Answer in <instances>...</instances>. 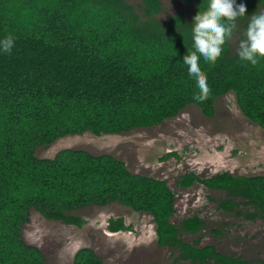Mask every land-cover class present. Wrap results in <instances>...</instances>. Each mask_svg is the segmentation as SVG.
<instances>
[{
    "label": "trees",
    "instance_id": "1",
    "mask_svg": "<svg viewBox=\"0 0 264 264\" xmlns=\"http://www.w3.org/2000/svg\"><path fill=\"white\" fill-rule=\"evenodd\" d=\"M182 1L181 13L159 18L162 0H0V39L14 40L10 52L0 51V264H47L42 250L23 237L32 208L82 226L76 210L115 201L153 216L158 244L178 250L174 264L249 263L183 238L206 223L198 214L173 221L176 192L167 179L135 173L110 153L67 147L53 157L36 154L69 134L159 125L191 104L213 117L218 97L230 92L244 115L264 128V57L254 65L241 61L231 42L236 32L242 38L247 18L238 19L214 64L201 61L209 92L197 103L200 93L182 59L191 22L208 4ZM241 2L248 15L264 10V0ZM195 183L223 192L220 209L264 220V174L226 170L202 177L188 171L176 179L183 189ZM129 227L123 217L109 221L111 231ZM72 264L103 260L82 247Z\"/></svg>",
    "mask_w": 264,
    "mask_h": 264
},
{
    "label": "rangeland",
    "instance_id": "2",
    "mask_svg": "<svg viewBox=\"0 0 264 264\" xmlns=\"http://www.w3.org/2000/svg\"><path fill=\"white\" fill-rule=\"evenodd\" d=\"M162 2L164 11L159 18L181 13L186 8L182 0ZM239 39L241 36L236 32L231 39L234 50ZM67 147L96 155L110 153L135 173L167 179L176 192L173 221L178 223L186 216L198 214L206 223L197 233L184 232L186 241L214 244L219 251L246 259L248 264H264L263 219L220 209L218 201L224 196L220 190L200 183L187 189L176 185L177 177L188 171L202 177L226 170L244 175L264 174V128L244 115L234 93L218 97L213 117L191 104L159 125L123 133L69 134L49 146L38 147L36 154L53 157ZM172 152L177 155L166 157ZM247 209L244 206L243 211ZM74 213L85 220L82 226L48 219L31 209L23 237L25 242L42 250L47 264H72L75 253L82 247L94 249L103 264H174L178 256L177 249L158 244L156 223L149 213L135 211L119 201L87 206ZM118 217L125 219L129 229L109 230L110 219Z\"/></svg>",
    "mask_w": 264,
    "mask_h": 264
},
{
    "label": "clouds",
    "instance_id": "3",
    "mask_svg": "<svg viewBox=\"0 0 264 264\" xmlns=\"http://www.w3.org/2000/svg\"><path fill=\"white\" fill-rule=\"evenodd\" d=\"M207 4V11H200L191 22V44L186 38L188 53L182 59L188 78L200 93L193 98L197 103L209 92L207 76L201 72L200 63L214 64L221 57L226 39H230L237 29L238 19L247 18L243 36L238 41V58L254 65L259 57H264V10L248 15L246 4L237 3V0H207ZM13 43L10 35L0 39V51L10 52Z\"/></svg>",
    "mask_w": 264,
    "mask_h": 264
}]
</instances>
